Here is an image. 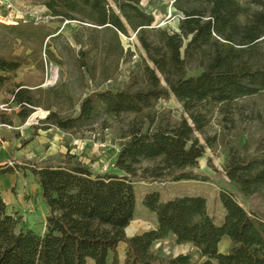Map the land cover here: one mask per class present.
Masks as SVG:
<instances>
[{"label":"trees","instance_id":"obj_1","mask_svg":"<svg viewBox=\"0 0 264 264\" xmlns=\"http://www.w3.org/2000/svg\"><path fill=\"white\" fill-rule=\"evenodd\" d=\"M119 13L108 0H46L53 16L81 18L97 27H112L123 33L127 25L139 33L150 60L163 70H173L169 86L182 100L181 120L133 121L118 153L115 166L125 174L95 173L71 149L59 157L43 161L15 160L0 163V175L29 168L41 186V195L49 208L44 234L21 224V218L7 212L0 194V264H264V216L247 210L233 192L222 190L225 209L216 221L207 209L204 196H181L161 201L153 191L143 204L156 214L157 226L131 237L126 227L134 219L137 199L134 178L149 180H201L199 159L206 146L196 132L210 122L207 103H227L264 90V0H255L253 9L244 0H175L182 13L179 30L159 29L158 40L147 30L154 16L142 9V0H114ZM15 28L16 26H12ZM196 62L202 71L185 76V67ZM27 63L24 55L12 51L0 53V92L10 74ZM19 103L35 105L25 90H18ZM168 87L151 72L146 86L129 81L120 89L94 90L86 95L75 115L50 110L32 134L53 126L63 131H80L104 115L141 114L160 99L169 98ZM34 111L20 113L26 120ZM153 164L141 167L143 161ZM230 182L244 197L264 188V156H232L225 166ZM224 235L232 240L228 252L219 250ZM175 236L177 244H192L193 251L162 256L155 243ZM127 244L125 258L119 252Z\"/></svg>","mask_w":264,"mask_h":264},{"label":"rangeland","instance_id":"obj_2","mask_svg":"<svg viewBox=\"0 0 264 264\" xmlns=\"http://www.w3.org/2000/svg\"><path fill=\"white\" fill-rule=\"evenodd\" d=\"M108 1L119 13L116 2ZM174 1L142 0V9L155 18L153 25L147 27L152 40H158L157 30L160 28L179 30L182 13L175 8ZM244 1L253 9L257 6L255 0ZM13 2L12 16L18 23L0 22V53L12 51L24 55L27 63L10 74V80L0 92V103L9 101L18 90H25L35 105L19 103L15 99L17 106L12 105L11 113L0 112V124H10L14 116L20 117L21 112L34 108L26 120H21L24 124L28 122L30 135L31 126L39 124L50 110L64 116L75 115L83 98L92 91L120 89L131 80L146 86L153 72L160 84L169 88L170 97L160 99L152 109L141 114L124 113L119 117L104 115L94 124L76 132L54 128L49 133V138L62 136V140L57 141L60 143L57 148L65 145L77 153L82 162L94 165L99 173H105L119 171L115 162L122 144L129 139L125 135L133 121L149 122L146 118L148 113L155 115L157 123L169 121L174 124L181 120L183 103L168 81L169 78H176V73L163 70L150 60L138 31L130 25H127L128 32L123 33L112 27H97L79 17L67 19L53 16L46 0ZM34 16H40L41 21L37 22ZM185 71V76L189 77L199 74L202 68L196 62H189ZM205 108L209 110L210 122L203 132H196V135L206 146L205 154L201 157V171L198 172L202 178L201 194L206 197L209 213L217 222L222 219L220 193L227 190L233 192L247 210H256L264 216V188L251 197H244L225 172V166L232 156H264V90L227 103H207ZM36 112L38 117L34 119ZM1 128V138L4 139V130L8 127ZM13 131L15 134L19 132L16 129ZM49 145L50 142L42 149ZM55 157H59V154ZM6 160L9 165H14L15 160L25 163L38 159L8 157ZM151 164L153 162L146 160L140 166ZM166 180L168 182L165 184L158 185L162 190L173 185L171 182L174 180ZM134 181L138 192V215H142V185L139 177ZM154 250L162 256L175 253L172 242L165 247L162 244L154 246ZM121 253L123 260V249Z\"/></svg>","mask_w":264,"mask_h":264},{"label":"crops","instance_id":"obj_3","mask_svg":"<svg viewBox=\"0 0 264 264\" xmlns=\"http://www.w3.org/2000/svg\"><path fill=\"white\" fill-rule=\"evenodd\" d=\"M21 120V117L14 116L12 118V123H3L11 127H8V129L4 130V139L0 138V163L2 160H6L8 157H24L26 160L36 158L38 159L37 161H43L48 159L49 157L56 156L57 154H65L66 152H68L69 149H67L63 144L57 148V145L60 144L57 141L62 140V136L57 135L53 138H49V133L52 132L54 128H57L55 126L49 129H39L38 134L35 135L29 143H27L26 145H22L21 140L29 138L32 133L29 135L30 126L28 125V123H22L23 120ZM14 129L18 130L19 132L15 134L13 131ZM2 130L3 128L0 127V134ZM49 142V147L42 149L44 145L47 143L49 144ZM71 153L77 155V153L72 152V150ZM18 162L23 165L26 164L20 161ZM89 166L91 167L93 172L99 173L94 165ZM197 170L201 171V158L199 159V168ZM114 173L119 175L125 174L121 170ZM159 182L158 180L140 179V184L142 185L141 187L143 190V195L141 198L142 202L146 194L153 191H158L160 193V198L163 202L181 196L205 197V195L201 194V180L190 179L173 181L171 182V184L173 185H169V187L167 186L168 188L164 190H162L158 185H163L168 181L160 180ZM134 186L137 205L134 219L125 229L126 235L128 237L152 228H156L157 226L156 214L154 212H151L144 204L141 208L142 215H138V192L135 181ZM164 191H166V194H164ZM0 194L7 203V212L9 214L18 215L21 218V224L25 227L30 228L39 234L45 233L47 229V217L49 214V208L41 195V186L38 183L34 173L29 168H23L20 170H16L13 173H4L0 175ZM207 209L209 212L208 202ZM222 212L223 218L225 213V209L223 206ZM209 214L211 215V213ZM170 242L174 244L175 248V253L173 256L194 250L192 244H177L175 242V236H170L165 240L159 241L155 243L154 246L156 247L162 244L165 247ZM231 245V238L228 235H224L219 243V250L226 253L231 248ZM126 248L127 244L125 242H121L119 245V252L121 257V252L123 249V257L125 258Z\"/></svg>","mask_w":264,"mask_h":264},{"label":"built area","instance_id":"obj_4","mask_svg":"<svg viewBox=\"0 0 264 264\" xmlns=\"http://www.w3.org/2000/svg\"><path fill=\"white\" fill-rule=\"evenodd\" d=\"M14 2L13 0H0V22L2 23H18L15 22V18L12 16V12L14 10ZM35 20L37 22L41 21V17L40 16H34ZM15 105L17 106V102H15V96H12L10 98L9 101H5V102H1L0 103V112L2 113H11L13 111V106ZM19 106H21V104H18ZM48 114H44V118L47 116ZM38 117L37 112L34 114V119ZM34 119H32V121H34ZM28 123V122H27ZM1 126H7V127H11L7 124H0ZM0 138H1V134H0Z\"/></svg>","mask_w":264,"mask_h":264}]
</instances>
